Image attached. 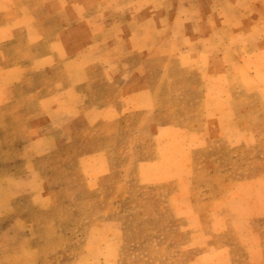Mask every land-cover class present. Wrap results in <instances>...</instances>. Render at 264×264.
<instances>
[{
	"label": "crops",
	"instance_id": "0c3cea01",
	"mask_svg": "<svg viewBox=\"0 0 264 264\" xmlns=\"http://www.w3.org/2000/svg\"><path fill=\"white\" fill-rule=\"evenodd\" d=\"M0 6V220L9 222L0 225V247L32 255L31 218L48 215L56 200L81 201L82 189L103 199L112 177H122V188L105 199L119 201L137 185H151L156 200H167V190L179 195L194 183L188 170L203 155L206 134L162 123L148 78L149 58L180 55L162 47L168 20H148L146 0ZM118 10L138 16L116 17ZM104 215L113 223L121 212Z\"/></svg>",
	"mask_w": 264,
	"mask_h": 264
},
{
	"label": "rangeland",
	"instance_id": "374dc122",
	"mask_svg": "<svg viewBox=\"0 0 264 264\" xmlns=\"http://www.w3.org/2000/svg\"><path fill=\"white\" fill-rule=\"evenodd\" d=\"M146 3L148 20L171 23L164 51L180 54L148 59L162 123L206 134L188 170L194 183L179 195L167 190V200H156L151 185L105 199L122 188L121 176L103 199L82 189L81 201L56 200L48 215L31 218L32 255L3 246L0 264H264V0ZM110 208L120 209L119 221L104 220ZM208 225L211 234L201 229Z\"/></svg>",
	"mask_w": 264,
	"mask_h": 264
}]
</instances>
